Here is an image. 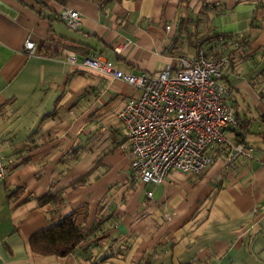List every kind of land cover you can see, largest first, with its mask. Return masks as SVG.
<instances>
[{
	"label": "crops",
	"instance_id": "1",
	"mask_svg": "<svg viewBox=\"0 0 264 264\" xmlns=\"http://www.w3.org/2000/svg\"><path fill=\"white\" fill-rule=\"evenodd\" d=\"M180 2L0 0V158L8 170L0 181V264H94L81 254L97 244L108 257L100 264H264V0L189 5L199 32L253 36L249 47L229 48L224 76L241 121L228 139L253 148L233 167L218 152L200 175L172 172L158 187L133 178L117 113L136 91L62 57L85 44L131 74L176 66L180 54H195L179 34L188 16ZM65 8L82 14L80 30L60 19ZM29 36L34 55L25 52ZM44 45L61 56H44ZM26 145L36 149L21 152ZM8 188L22 189L18 201H9ZM60 190L65 206L58 212L39 206L38 198ZM71 214L85 233L102 216L111 219L74 255L31 250L35 233Z\"/></svg>",
	"mask_w": 264,
	"mask_h": 264
},
{
	"label": "built area",
	"instance_id": "2",
	"mask_svg": "<svg viewBox=\"0 0 264 264\" xmlns=\"http://www.w3.org/2000/svg\"><path fill=\"white\" fill-rule=\"evenodd\" d=\"M59 17L71 30L82 28V14L71 8H65ZM35 51L36 44L29 36L25 52L34 55ZM62 57L136 91L117 117L126 137L131 175L145 185L158 187L172 172L200 175L215 163L218 152L226 154L231 167L253 152L245 142L228 139V132L241 126L224 82L230 66L228 55L209 56L203 46L194 55L178 57L176 66L139 74L117 69L97 52L82 60L73 51H64ZM7 174L0 158V181ZM147 196L152 198L153 192Z\"/></svg>",
	"mask_w": 264,
	"mask_h": 264
},
{
	"label": "trees",
	"instance_id": "3",
	"mask_svg": "<svg viewBox=\"0 0 264 264\" xmlns=\"http://www.w3.org/2000/svg\"><path fill=\"white\" fill-rule=\"evenodd\" d=\"M60 6H66L69 0H53ZM104 5L110 2H120L123 0H101ZM190 2L191 0H181L184 12L188 14L187 17H182L179 22V34L183 36V43L190 49L195 51V53L203 46L208 48V55H227L231 59V53L229 48L232 46H237L238 48L249 47L251 40L253 39L252 34H241V35H226L218 34L214 32H199V20H194L190 14ZM53 19V18H51ZM194 25L193 30H190V26ZM255 27L254 23L252 28ZM178 39V38H177ZM179 40V39H178ZM182 43V42H181ZM73 51L83 56H89L91 53L89 47L85 44H78L71 47ZM44 56L59 57L62 54V50L55 49L53 47L44 45L42 51H40ZM226 52V53H225ZM171 54H174L173 52ZM184 56L180 54L181 57ZM36 146L30 147L28 145L24 146L21 150L27 151L28 153L34 151ZM79 150H74L70 153L74 156L76 160L78 158ZM27 159H24L22 163H25ZM7 168V167H6ZM84 183V178L80 179L75 185ZM8 199L10 202H15L20 199L22 194V189L18 188L15 190L7 189ZM39 206H45L51 204L54 207V212H58L62 207L65 206V200L63 198V190L56 193H47L41 198L37 199ZM111 218L102 216L95 228L90 233H85L83 229L77 225L76 214H71L65 217L60 223L40 232L35 233L30 238L31 250L41 256H57V257H67L74 255L78 252L79 247L82 243L86 242L87 239L94 234L99 232V229L107 223ZM105 241V240H104ZM112 244L117 240H111ZM126 243V241L124 242ZM111 244V245H112ZM110 245V248H111ZM128 247V246H127ZM102 246L100 244L94 245L90 248L83 250L81 257L84 260H92L94 264H100L104 262L108 257H102L101 252ZM127 249V248H126Z\"/></svg>",
	"mask_w": 264,
	"mask_h": 264
},
{
	"label": "rangeland",
	"instance_id": "4",
	"mask_svg": "<svg viewBox=\"0 0 264 264\" xmlns=\"http://www.w3.org/2000/svg\"><path fill=\"white\" fill-rule=\"evenodd\" d=\"M226 53V52H225ZM184 56H190V55H188V54H185Z\"/></svg>",
	"mask_w": 264,
	"mask_h": 264
}]
</instances>
